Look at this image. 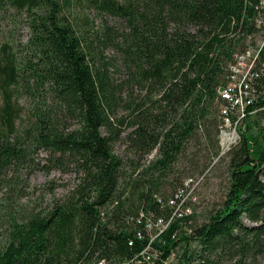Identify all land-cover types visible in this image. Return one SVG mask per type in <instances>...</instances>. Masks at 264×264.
Wrapping results in <instances>:
<instances>
[{
	"label": "trees",
	"instance_id": "trees-1",
	"mask_svg": "<svg viewBox=\"0 0 264 264\" xmlns=\"http://www.w3.org/2000/svg\"><path fill=\"white\" fill-rule=\"evenodd\" d=\"M77 4L96 11L98 27L65 19ZM256 6L257 0H0L1 9L24 13L29 35L25 43L0 46V182L8 170L31 167L37 151L70 160L82 175L47 211L9 216L0 264H121L145 248L139 215L170 217L155 196L167 197L157 194L160 179L188 138L201 126L218 143L217 88L243 47L231 35L250 28ZM118 65L124 78L115 77ZM22 96L29 109L20 130ZM122 137L141 158L153 150L158 158L126 175L113 153ZM229 154L221 207L200 226L187 229L191 217L178 220L153 246L164 261L179 244L178 264L264 260V127L246 124ZM18 192L10 190L9 206ZM178 228L191 233L170 239Z\"/></svg>",
	"mask_w": 264,
	"mask_h": 264
},
{
	"label": "rangeland",
	"instance_id": "rangeland-1",
	"mask_svg": "<svg viewBox=\"0 0 264 264\" xmlns=\"http://www.w3.org/2000/svg\"><path fill=\"white\" fill-rule=\"evenodd\" d=\"M98 16L87 4L74 5L64 14L65 19L78 28H87L86 24L92 25V28L98 27L100 22ZM105 18L111 23L118 24L117 19ZM25 23L24 13L0 8V46L5 43H25L29 36ZM118 67V74L115 77L124 78L123 71L119 65ZM18 103L22 112L17 125L21 130L26 125L29 105L24 96L19 98ZM118 114L122 115L123 111L119 110ZM257 120L260 121V116ZM66 124L70 129L75 127L73 121ZM214 139L213 136L208 137L204 128L198 126L182 147L181 154L176 157L169 173L160 179L157 194L165 196H169L183 179H202L195 191L196 201L192 205V215L187 229L206 223L208 217L221 207L229 187L230 154L219 157V146L218 143L215 144ZM113 153L121 160L126 175H130L135 167L139 171L145 170L150 162L158 158L156 150L141 158L123 137L113 145ZM31 163V167L23 166L6 171L4 180L0 182V247L7 236L11 214L18 217L20 213L45 212L53 203L69 195L81 181L82 175L78 173L74 163L66 158H59L58 155L51 156L48 152L37 151L32 156ZM262 180L264 181V172ZM12 189L19 192L13 196L12 200L15 203L9 206L8 195ZM184 231L185 229H182L179 233ZM189 244L191 249L195 247V242L190 241ZM183 247L184 245L179 244L162 264H178ZM258 264H264V260H259Z\"/></svg>",
	"mask_w": 264,
	"mask_h": 264
},
{
	"label": "built area",
	"instance_id": "built-area-1",
	"mask_svg": "<svg viewBox=\"0 0 264 264\" xmlns=\"http://www.w3.org/2000/svg\"><path fill=\"white\" fill-rule=\"evenodd\" d=\"M250 22L249 29L247 27V30L231 35L234 40L241 41L243 47L232 54V59L227 66L225 84L217 88V100L220 102V125L217 135L219 157L229 154L240 143L246 124L258 122V116H260V126L264 127V62L261 57L264 50V0H257L255 14ZM201 180V178L183 179L170 196L165 198L155 196L158 203L170 209V217L166 220L154 219L151 214L146 216L140 213L139 219H143L147 243L136 257L121 262V264H162L166 262L168 258L164 261L163 252L159 251V248L154 249L153 246L157 243H164L162 237L174 224L178 223V220L191 217L192 205L196 201L195 191ZM100 214L103 221L105 214ZM181 224L182 222L178 223V225ZM179 231L178 228L170 239H176ZM187 233L190 234L191 231L188 230ZM138 237L139 240L142 239L140 234ZM97 264L105 263L100 261Z\"/></svg>",
	"mask_w": 264,
	"mask_h": 264
}]
</instances>
